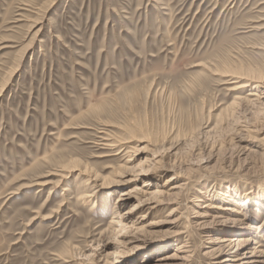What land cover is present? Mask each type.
Wrapping results in <instances>:
<instances>
[{"label":"rangeland","instance_id":"obj_1","mask_svg":"<svg viewBox=\"0 0 264 264\" xmlns=\"http://www.w3.org/2000/svg\"><path fill=\"white\" fill-rule=\"evenodd\" d=\"M0 264H264V0H0Z\"/></svg>","mask_w":264,"mask_h":264},{"label":"bare ground","instance_id":"obj_2","mask_svg":"<svg viewBox=\"0 0 264 264\" xmlns=\"http://www.w3.org/2000/svg\"><path fill=\"white\" fill-rule=\"evenodd\" d=\"M241 79V78H240ZM243 79H245V78H243ZM250 81V80H249ZM256 82V81H255ZM244 87H248V85H240V86H238L237 88H235V89H233V90H236V89H243ZM257 88V87H256ZM111 137V136H110ZM102 140H104V142H107V139H102ZM119 142V141H118ZM102 146H103V144H102ZM107 149L109 148V149H113L114 147H115V145H113V144H109V143H106L105 145H104ZM132 176V175H131ZM89 177V176H88ZM129 180H127L126 182H128ZM86 182V181H85ZM118 183H120V182H118ZM122 183H125V182H123L122 181ZM86 185V184H85ZM88 185V184H87ZM131 193V192H130ZM129 195V193H121V196H128ZM129 197V196H128ZM91 198H92V196L91 195H88V194H86V193H80V195H79V197H78V199H80V200H82V201H85V202H87V201H91ZM247 202L246 203H244V204H242V205H244V207L246 206V204L247 205H249L248 203L250 202L248 199L246 200ZM252 202V204L253 205H255V206H257V204L256 203H258L256 200H252L251 201ZM241 205V204H240ZM252 205V206H253ZM254 207V206H253ZM244 209H246V208H244ZM248 209V208H247ZM241 211V210H240ZM240 211H238V212H236V214L238 215V214H241V212ZM131 212V211H130ZM130 212H127V213H130ZM246 217V216H245ZM237 222V221H236ZM133 228V225L131 226V224H128V226H127V229H132ZM261 227H256L255 228V230H259ZM126 228H125V230H127ZM120 236H121V234H120ZM128 242H130L131 240H134L135 239V237H133V235H131V234H129L128 235ZM132 237V238H131ZM233 241H230V242H228L226 245H224V247L225 248H229L231 245H230V243H232ZM115 245V249L116 250H113L109 255H111V256H109L108 258L110 259V257L112 258V256L113 257H115L116 259L118 258V259H122V258H125V254H124V252L121 250V248H120V246L118 247L117 246V244L116 243H114ZM190 247V246H189ZM189 247H187L186 246V244H182V246H180V247H178V248H176L175 249V251H177V252H181V253H187L188 251L187 250H185V249H188ZM161 251V250H160ZM183 251V252H182ZM150 253V252H149ZM146 255V258H149V254H145ZM180 255V254H179ZM120 256V257H119ZM145 257V256H144ZM144 257H139L140 259H143ZM183 260H185L186 259V257H184V258H182ZM242 259V258H241ZM126 260H127V258H126ZM124 261H125V259H124ZM224 261H233V262H237L238 261V258H235V256H234V258L233 259H228V258H226ZM248 263H252V262H248Z\"/></svg>","mask_w":264,"mask_h":264}]
</instances>
